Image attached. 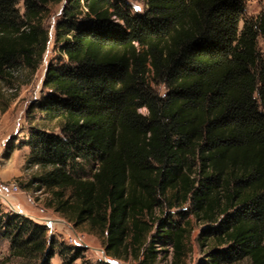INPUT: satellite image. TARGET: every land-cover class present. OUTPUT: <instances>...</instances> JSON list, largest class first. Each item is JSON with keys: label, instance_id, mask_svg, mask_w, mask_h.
<instances>
[{"label": "trees", "instance_id": "1", "mask_svg": "<svg viewBox=\"0 0 264 264\" xmlns=\"http://www.w3.org/2000/svg\"><path fill=\"white\" fill-rule=\"evenodd\" d=\"M246 1L146 0L140 14L126 0H0L2 110L15 73L37 71L46 19L64 4L54 43L67 61L49 65L31 106L59 132L31 130L29 164L107 258L157 264L171 247L170 264H185L191 215L212 243L207 264H264V8L247 17ZM79 159L98 163L91 178L70 172ZM0 228L12 256L51 264L47 226L0 210ZM85 251L64 245L62 264H114Z\"/></svg>", "mask_w": 264, "mask_h": 264}, {"label": "rangeland", "instance_id": "2", "mask_svg": "<svg viewBox=\"0 0 264 264\" xmlns=\"http://www.w3.org/2000/svg\"><path fill=\"white\" fill-rule=\"evenodd\" d=\"M132 7L134 13L143 14L146 10V0H126ZM64 4L54 8L46 19L45 25L50 33V41L46 52L37 68L35 74L29 79V70H20L15 73L16 83L11 87H4L3 93L9 95L15 92V87L21 84L17 91V97L12 100L6 110L0 105V210L4 214H16L45 225L48 228V238L53 239L56 255L51 259V264H62L63 259L59 255L63 246H78L85 248V259L88 262L98 260H109L117 264H138L115 261L107 258L104 253L103 240L96 234H92L86 225L76 228L64 215L57 212L50 205L52 194L40 184L43 174L38 166L29 164L31 149L26 146L30 132L33 128H45L49 131L59 132L55 122L45 121V115L36 108H31L39 101L48 90L43 89L46 71L51 64L66 63V56L61 52L60 46L54 43L55 25L61 19ZM246 16L258 15L264 8V0H247ZM19 8L24 12L23 2ZM242 27V24H241ZM259 47L264 54V37L259 38ZM26 81V82H25ZM25 82V84H23ZM7 86V85H6ZM161 94L165 95L164 86H154ZM147 114V110H141ZM6 152L11 156L6 158ZM98 163L92 160L79 159L69 165L70 172L77 178L89 179L93 176ZM18 187L17 191L13 186ZM178 218V217H177ZM193 226V232L189 240V254L185 264H207L212 251V243L203 242L200 234L206 227L195 217L188 218ZM5 231L0 228V264H41L39 258H19L11 255V243L4 235ZM83 238L84 243L75 241L76 236ZM157 264H170L172 261V248H158ZM75 264H83L82 260ZM234 264H249L243 260Z\"/></svg>", "mask_w": 264, "mask_h": 264}, {"label": "built area", "instance_id": "3", "mask_svg": "<svg viewBox=\"0 0 264 264\" xmlns=\"http://www.w3.org/2000/svg\"><path fill=\"white\" fill-rule=\"evenodd\" d=\"M13 190L14 191H17L18 190V187L16 185L13 186ZM76 242H78L79 244H83L84 243V240L81 236L77 235L76 236V239H75Z\"/></svg>", "mask_w": 264, "mask_h": 264}, {"label": "water", "instance_id": "4", "mask_svg": "<svg viewBox=\"0 0 264 264\" xmlns=\"http://www.w3.org/2000/svg\"><path fill=\"white\" fill-rule=\"evenodd\" d=\"M106 256V255H105ZM107 260V259H106ZM108 261V260H107ZM114 264H117V262H113Z\"/></svg>", "mask_w": 264, "mask_h": 264}]
</instances>
